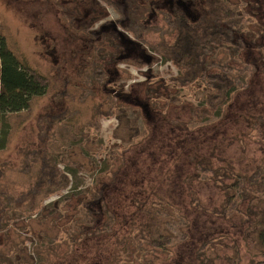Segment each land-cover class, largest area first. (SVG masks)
I'll use <instances>...</instances> for the list:
<instances>
[{"label":"rangeland","instance_id":"1","mask_svg":"<svg viewBox=\"0 0 264 264\" xmlns=\"http://www.w3.org/2000/svg\"><path fill=\"white\" fill-rule=\"evenodd\" d=\"M223 1L244 28L228 48L208 42L205 72L182 86L164 51L173 18L182 10L204 35L209 0H0V37L47 91L0 125V264H110L159 203L171 249L160 264H199L214 237L216 264H264V196L237 187L224 209L203 173L229 186L264 168V0ZM220 76L247 86L217 114L206 98ZM149 252L125 262L157 261Z\"/></svg>","mask_w":264,"mask_h":264},{"label":"trees","instance_id":"2","mask_svg":"<svg viewBox=\"0 0 264 264\" xmlns=\"http://www.w3.org/2000/svg\"><path fill=\"white\" fill-rule=\"evenodd\" d=\"M211 4L210 21L204 28V35L200 34L188 19L187 15L180 9L176 10L174 24L178 30V36L172 45L164 48L165 57L179 69L177 81L182 86H187L195 82L206 70V46L207 43H213L219 48H228L232 46L240 32L244 28L242 19H228L229 7L223 0H209ZM144 16L143 10L137 12L132 9L130 18L133 25L131 29H137L140 26ZM239 48V47H238ZM240 49V48H239ZM240 50L237 49V52ZM262 58L264 60V48H261ZM31 70L24 61L20 60L15 53L8 48L4 37H0V125L6 123L9 116L29 110L34 100L42 98L46 94V89L41 83L30 74ZM218 82V83H217ZM214 92L206 98V103L211 110L219 114L222 108L232 99L235 93L243 90L246 85L238 80L234 82L228 77L220 76L217 78ZM207 114V113H205ZM46 170L50 172L49 179L55 187H62L58 176L57 168L46 162ZM203 173L211 177V180L224 192L226 196L224 209L230 206L231 201L237 198L234 188L241 187L242 197L254 200V196H264V168L259 167L257 172L250 178L238 176L232 185H225L224 175L214 168H205ZM249 186V189L247 187ZM98 191H95L93 198H101ZM198 203V202H197ZM200 204V203H198ZM164 208L159 204H154L146 212L145 224L139 228L131 240L119 239L113 252V258L110 264H126L125 260L131 255L139 254L140 249L145 247L151 252L148 255L156 256L157 261L149 259L144 264H160L158 254H171V249L165 246L168 235L164 234L163 223L159 217V212ZM196 209L202 210L199 206ZM99 230V229H98ZM108 232V227H106ZM134 232V228L132 229ZM132 232V233H133ZM258 243L264 248V228L258 232ZM138 244H137V241ZM158 243L153 247L151 245ZM219 238H212L203 243L197 250V260L199 264H216L209 255L217 245L221 244ZM223 244V243H222ZM123 245V246H122ZM136 245V250L130 252L131 246ZM148 245V246H147ZM264 257V249L261 254ZM233 264H238L236 261ZM250 264H263L262 262H251Z\"/></svg>","mask_w":264,"mask_h":264}]
</instances>
